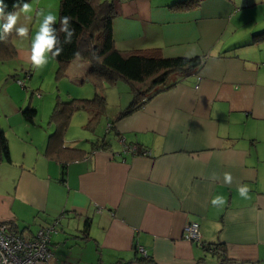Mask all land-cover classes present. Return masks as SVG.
<instances>
[{"label": "crops", "instance_id": "obj_1", "mask_svg": "<svg viewBox=\"0 0 264 264\" xmlns=\"http://www.w3.org/2000/svg\"><path fill=\"white\" fill-rule=\"evenodd\" d=\"M105 1L114 6L119 50L155 49L202 62L173 71L152 90L151 78L104 85L107 102L116 91L119 106L96 121L85 110V140L73 139L81 135L72 130L80 109L65 130L53 111L50 130L42 132L36 118L25 119L23 103L10 99L4 116L15 118L0 120L11 157L0 155V223L33 240L63 215L57 236L51 233L49 264H264V41L252 42L264 29L260 0H201L187 9L175 6L181 0ZM28 2L32 10L22 22L40 24L45 6ZM43 12L58 19L56 8ZM23 41L15 31L0 40V83L9 75L2 69L7 58L25 51L31 61ZM70 63L69 74L84 81L90 61L78 56ZM137 91L145 103L119 118ZM52 133L63 138V150L49 148ZM124 142L149 154L125 153ZM241 186L249 188L247 198ZM191 221L200 225L199 241L184 236Z\"/></svg>", "mask_w": 264, "mask_h": 264}, {"label": "trees", "instance_id": "obj_2", "mask_svg": "<svg viewBox=\"0 0 264 264\" xmlns=\"http://www.w3.org/2000/svg\"><path fill=\"white\" fill-rule=\"evenodd\" d=\"M28 1L30 0H4L6 11L11 12L22 6L23 2ZM200 2L201 0H181L175 6H178L179 9H187L198 5ZM115 14L113 3L105 0H60L59 2V17L55 26L59 28L60 19L69 16L71 17V26L75 30L72 43L64 45L63 52L55 57L60 64V73L66 74L70 62L78 56L86 58L91 63V68L87 71L86 76L91 80L96 90L92 99L75 98L56 106L53 118L65 120L64 126L61 125L63 130H65V126L75 110L84 109L89 111L92 116L91 121H96L103 114L107 104V98L101 92L104 85L115 84L119 78L141 82L151 78L149 89L152 90L155 85L164 84L173 71L196 68L202 62L201 56L165 58L156 54L155 49L148 52L143 50H119L115 46L112 34V20ZM58 35L62 41L64 33L60 32ZM261 41H264V29L253 35V43ZM138 97L137 91L136 98L127 111L119 115V118L135 111L145 103V100H138ZM22 113L27 121L35 123L36 107L23 108ZM49 138V148L53 147L58 151L65 148L62 137H57L56 134L52 133ZM104 141L105 139L102 140L103 144H105ZM135 145L137 147L136 154H149L150 150L146 147L139 144ZM0 155L6 161L11 160L8 138L1 128ZM62 216L58 218L61 220ZM90 224V219H87L84 231H88ZM7 225L9 229L13 228L9 223ZM209 245L211 247L215 246V248L217 246L216 249L220 248L225 251L223 243H211ZM143 258L147 259L148 257Z\"/></svg>", "mask_w": 264, "mask_h": 264}, {"label": "rangeland", "instance_id": "obj_3", "mask_svg": "<svg viewBox=\"0 0 264 264\" xmlns=\"http://www.w3.org/2000/svg\"><path fill=\"white\" fill-rule=\"evenodd\" d=\"M59 2L60 0H41V4L45 6V8L42 7V10L47 9L48 11L52 12L56 8L59 13ZM259 2H261V4H257V6L261 11L262 18L260 15V19L258 20L259 22H261L260 24H263L264 0H260ZM25 25H28L30 27V32L28 35L31 34L33 38L35 32L39 27L38 22L31 21L30 24ZM28 35L26 37H23L24 41L22 42V45L30 48L32 38L29 41ZM20 53L22 57L18 56ZM20 53L14 55L13 57H9L4 62H2L4 63L2 64V69L5 73H9V75H7V80L5 81V83H0V120L2 123H5L6 119L15 118L14 115L8 118L4 116L5 107L10 102V99L12 101L11 105H15V103H23V108H26L28 106L36 107L38 109L36 122L41 125L39 129H41L42 132H45L50 130L51 128L48 121L49 119H51V115L58 102L68 101L71 98H94L95 88L88 77H86L85 80L81 82V77H75V74L73 73L69 74V67L71 63L66 71V74H61L60 64L54 58H52L51 62L49 61L48 64L44 67L35 68L32 65L31 61L23 58V56L25 55V51ZM261 58L264 59V57ZM262 64L264 65V63ZM13 72H17L15 78L12 75ZM19 80H21V82H19ZM104 88L102 89L103 93H105ZM108 98L109 101L106 104L107 107L103 114L102 120L107 119L106 116H111V114L115 112L116 107L119 106V104L116 105L117 101L119 100L116 91H113V94L112 92H110ZM86 117L87 112L83 109H80L78 110V112L76 111L74 113L72 119H76L77 123L74 124L72 130L77 128L78 131L80 130L79 134L81 135H73L75 136L73 137V139L80 138L85 140V135L82 133L83 131L80 128V122L81 119H86ZM84 133H86V130L84 131ZM49 222V224L54 223L53 220ZM52 236L56 237L57 232L54 231L52 233Z\"/></svg>", "mask_w": 264, "mask_h": 264}, {"label": "clouds", "instance_id": "obj_4", "mask_svg": "<svg viewBox=\"0 0 264 264\" xmlns=\"http://www.w3.org/2000/svg\"><path fill=\"white\" fill-rule=\"evenodd\" d=\"M31 10V4L23 2L19 11L8 12L4 0H0V40L13 31L19 37H26L30 32V27L22 22L21 16L23 14L26 17ZM39 15L42 16V20L30 45V60L35 68H42L48 64L50 59L58 57L63 52L64 45L71 44L75 35V30L71 26V17H62L59 21L60 27L57 28L55 26L57 17L54 14H44L41 10ZM60 32L64 33L62 41L58 35ZM226 179L230 180L231 177H226ZM238 191L241 197H248L249 188L247 186L239 187Z\"/></svg>", "mask_w": 264, "mask_h": 264}, {"label": "built area", "instance_id": "obj_5", "mask_svg": "<svg viewBox=\"0 0 264 264\" xmlns=\"http://www.w3.org/2000/svg\"><path fill=\"white\" fill-rule=\"evenodd\" d=\"M21 82V80H19ZM110 124L108 127L110 128ZM125 153H135V144L124 142ZM59 218L54 223L40 228L38 235L33 240H29L11 231L8 225L0 223V264H49L48 257L51 255L49 244L51 243V233L55 230ZM184 236L188 239L200 240V225L197 221L188 222L185 225ZM139 252L148 257L147 251L142 246H138ZM64 264H70L64 262Z\"/></svg>", "mask_w": 264, "mask_h": 264}]
</instances>
